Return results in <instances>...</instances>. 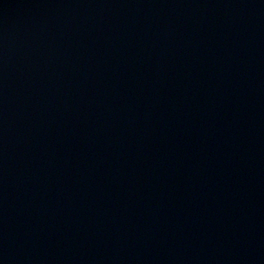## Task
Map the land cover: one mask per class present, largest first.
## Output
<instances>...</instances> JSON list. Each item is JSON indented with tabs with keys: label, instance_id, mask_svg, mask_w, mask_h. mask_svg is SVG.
Wrapping results in <instances>:
<instances>
[{
	"label": "water",
	"instance_id": "obj_1",
	"mask_svg": "<svg viewBox=\"0 0 264 264\" xmlns=\"http://www.w3.org/2000/svg\"><path fill=\"white\" fill-rule=\"evenodd\" d=\"M0 264H264V0H0Z\"/></svg>",
	"mask_w": 264,
	"mask_h": 264
}]
</instances>
